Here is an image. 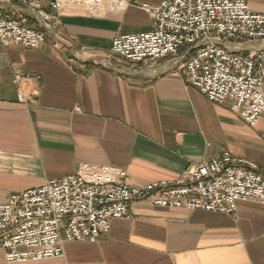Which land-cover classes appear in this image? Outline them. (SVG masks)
<instances>
[{"label": "crops", "instance_id": "obj_1", "mask_svg": "<svg viewBox=\"0 0 264 264\" xmlns=\"http://www.w3.org/2000/svg\"><path fill=\"white\" fill-rule=\"evenodd\" d=\"M161 1L126 0L103 17L62 7L37 49L0 43V204L83 166L121 169L129 185L145 187L230 152L264 175V114L252 128L230 103L209 102L185 83L179 58L141 65L112 54L115 38L154 30L133 3ZM9 6L39 29L40 14L51 12ZM249 8L264 15V0ZM225 45L264 51V40ZM64 247L63 258L23 264H264V206L240 203L228 215L135 202L108 236ZM0 264H12L3 250Z\"/></svg>", "mask_w": 264, "mask_h": 264}, {"label": "built area", "instance_id": "obj_2", "mask_svg": "<svg viewBox=\"0 0 264 264\" xmlns=\"http://www.w3.org/2000/svg\"><path fill=\"white\" fill-rule=\"evenodd\" d=\"M49 10L42 28L31 24L23 8ZM79 6L92 16L123 11L126 0H0V43L37 49L46 31L55 30L62 7ZM150 15L154 30L112 41V54L132 64L151 65L179 58L183 80L209 102L230 103L231 110L255 128L264 114V51L247 55L225 44L264 40V15L249 0H162L133 3ZM38 20V18H36ZM20 76L15 77L17 84ZM21 102H25L19 96ZM114 167L83 166L79 173L0 204V250L8 263L23 264L65 255L70 242L95 243L108 236L112 223L129 217L135 202L170 210L233 214L240 203L264 206V175L257 164L224 152L174 181L145 187L126 182Z\"/></svg>", "mask_w": 264, "mask_h": 264}, {"label": "rangeland", "instance_id": "obj_3", "mask_svg": "<svg viewBox=\"0 0 264 264\" xmlns=\"http://www.w3.org/2000/svg\"><path fill=\"white\" fill-rule=\"evenodd\" d=\"M152 1L157 2V1H160V0H152ZM136 30H140V29L137 28Z\"/></svg>", "mask_w": 264, "mask_h": 264}]
</instances>
